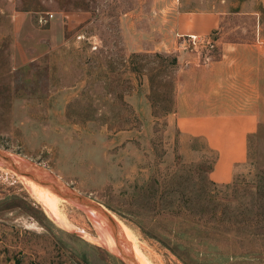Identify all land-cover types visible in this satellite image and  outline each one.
Wrapping results in <instances>:
<instances>
[{
  "label": "rangeland",
  "instance_id": "obj_1",
  "mask_svg": "<svg viewBox=\"0 0 264 264\" xmlns=\"http://www.w3.org/2000/svg\"><path fill=\"white\" fill-rule=\"evenodd\" d=\"M82 12L89 19L74 24ZM186 12L221 13L212 33L221 41L264 33V0H0V148L40 163L116 213L153 264H264V238L244 235L234 257L229 246L179 248L190 256L185 262L140 229L150 223L164 231L151 210L173 202L159 197L161 183L182 179L187 191L214 159L205 141L181 134L172 118L178 51L161 41ZM178 38L185 53L219 52L211 37L199 45ZM235 176L264 192L263 123ZM216 188L220 197L229 194ZM249 199L243 190L242 202ZM59 213L71 230L48 216L19 177L0 169V264H128L86 238L98 234L84 213L62 204Z\"/></svg>",
  "mask_w": 264,
  "mask_h": 264
},
{
  "label": "crops",
  "instance_id": "obj_2",
  "mask_svg": "<svg viewBox=\"0 0 264 264\" xmlns=\"http://www.w3.org/2000/svg\"><path fill=\"white\" fill-rule=\"evenodd\" d=\"M221 15L183 13L180 23L173 24L174 34L165 43L161 41L164 49L169 45L168 50L178 51L172 118L181 134L205 141L208 150L216 153L210 179L219 185L230 184L236 170L248 162L250 138L264 124V33L244 40L216 39L212 33L222 25ZM72 18L79 25L89 16L82 12ZM263 26L258 24L259 29ZM190 35L211 37V48L218 47V54L206 48L200 53H185V41L178 36Z\"/></svg>",
  "mask_w": 264,
  "mask_h": 264
},
{
  "label": "trees",
  "instance_id": "obj_3",
  "mask_svg": "<svg viewBox=\"0 0 264 264\" xmlns=\"http://www.w3.org/2000/svg\"><path fill=\"white\" fill-rule=\"evenodd\" d=\"M177 63L176 58L174 64L178 65ZM172 112V109L166 110L167 114ZM154 114H157V110ZM216 159L217 155L214 153V159L206 170L207 175L204 176L199 170L193 177L191 186L186 188L187 191H182V179H176V183L170 186L165 182L159 185L157 192L161 200L165 201L167 196L173 199L172 203H161L151 209L157 217L152 223H158L164 231L157 230L150 223L140 226L145 237L160 242L185 262L190 256L181 254L179 248L190 251L195 247L204 251L208 247L221 249L229 246L228 254L234 257L230 251H236L240 247L244 235L251 240L252 237L264 238V202L261 201L264 192L261 187H256L254 193L253 188H245L236 181V176L230 184H216L210 179ZM216 186L227 189L229 194L220 197ZM243 190L246 197H251L246 203L241 200ZM147 193L153 197L151 190ZM254 195H257L256 199ZM258 195H261V200Z\"/></svg>",
  "mask_w": 264,
  "mask_h": 264
},
{
  "label": "bare ground",
  "instance_id": "obj_4",
  "mask_svg": "<svg viewBox=\"0 0 264 264\" xmlns=\"http://www.w3.org/2000/svg\"><path fill=\"white\" fill-rule=\"evenodd\" d=\"M19 179L24 183L25 187L29 190L31 195L43 206L48 216L57 222L62 227L71 230L73 225L68 221L64 216L59 213L60 205L62 206H71L66 199L62 198L55 192H52L50 189L39 185L38 183L32 180H26L22 177ZM103 209L108 213L111 219L114 222V228L118 231L116 233L119 241L124 246L125 252H118L114 240L112 237H115V232L110 230H105L104 222L101 218L95 216H88L94 227L97 231V237L91 235H86V238L91 240L93 243L98 245L101 248L107 249L113 252L116 255H124L129 264H153L150 259L145 256L144 252L141 249V243L137 239L135 232L121 219L116 213H112L105 206H102ZM64 214V213H63ZM73 223V222H72ZM115 230V229H114ZM120 235H119V234ZM113 235V236H112ZM121 236V237H120ZM123 239V240H122ZM143 248V247H142Z\"/></svg>",
  "mask_w": 264,
  "mask_h": 264
},
{
  "label": "water",
  "instance_id": "obj_5",
  "mask_svg": "<svg viewBox=\"0 0 264 264\" xmlns=\"http://www.w3.org/2000/svg\"><path fill=\"white\" fill-rule=\"evenodd\" d=\"M0 169L7 170L17 177L32 180L39 185L50 189L52 192H55L62 198L66 199L74 206V208L84 213L87 217L91 215L101 218L102 222H104L103 224L105 230L115 232V237L112 238L117 251L121 253L125 252L126 254L124 246L121 244L116 235L118 231L114 228V222L108 213L103 209L102 205L92 198L82 194L73 185L63 181L50 169L23 155L2 148H0ZM122 259L124 260V258Z\"/></svg>",
  "mask_w": 264,
  "mask_h": 264
},
{
  "label": "built area",
  "instance_id": "obj_6",
  "mask_svg": "<svg viewBox=\"0 0 264 264\" xmlns=\"http://www.w3.org/2000/svg\"><path fill=\"white\" fill-rule=\"evenodd\" d=\"M189 38L191 39V41H192V43H193L194 45H199V44H201V43H204V42H203L202 40H200L199 37L196 36V35H190ZM92 44H93V48L96 49V48H97V43H96V42H93Z\"/></svg>",
  "mask_w": 264,
  "mask_h": 264
}]
</instances>
